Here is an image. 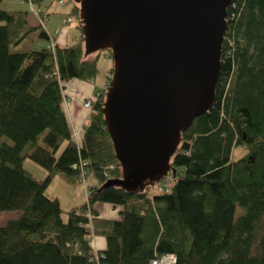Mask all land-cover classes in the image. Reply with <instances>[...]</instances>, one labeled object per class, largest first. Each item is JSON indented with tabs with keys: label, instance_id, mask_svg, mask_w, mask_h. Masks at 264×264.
Returning <instances> with one entry per match:
<instances>
[{
	"label": "trees",
	"instance_id": "obj_1",
	"mask_svg": "<svg viewBox=\"0 0 264 264\" xmlns=\"http://www.w3.org/2000/svg\"><path fill=\"white\" fill-rule=\"evenodd\" d=\"M68 1L75 41L24 50L9 46L35 27L20 29L21 11L0 6V211L19 212L0 224V264H148L167 253L172 264H264V0L230 1L213 103L181 131L173 172L134 194L97 189L120 175L100 111L104 87L89 99L78 140L62 105L63 81L91 80L99 53L110 57L83 53ZM238 144L245 150L231 158ZM25 156L43 177L23 166ZM89 173L96 183L63 216L45 187L56 174L74 183ZM98 200L117 204L120 217L99 216ZM95 234L103 249L92 246Z\"/></svg>",
	"mask_w": 264,
	"mask_h": 264
},
{
	"label": "water",
	"instance_id": "obj_2",
	"mask_svg": "<svg viewBox=\"0 0 264 264\" xmlns=\"http://www.w3.org/2000/svg\"><path fill=\"white\" fill-rule=\"evenodd\" d=\"M83 53L109 50L100 111L118 161L114 185L134 194L173 172L181 131L213 103L231 0H71Z\"/></svg>",
	"mask_w": 264,
	"mask_h": 264
},
{
	"label": "rangeland",
	"instance_id": "obj_3",
	"mask_svg": "<svg viewBox=\"0 0 264 264\" xmlns=\"http://www.w3.org/2000/svg\"><path fill=\"white\" fill-rule=\"evenodd\" d=\"M67 2L70 3V1L68 0ZM0 6L3 8H11V7L21 8L19 6H22V4L18 5L17 1L13 2L12 0H2ZM43 44H48L46 39L42 37H37V41H35V38L32 39L30 36H27L24 38V40H22V42H19L15 45H10L9 50H24L25 48H39L43 46ZM99 59L100 58H98L97 63L100 61ZM110 63H111V59H110ZM98 72L99 70L97 69V73ZM78 82L91 83V80H82L76 77H71L63 81L62 94H63V106L65 108L68 105L69 107H71L73 104H76V102L81 104L82 99L85 96V93L80 89ZM76 84L78 86H76ZM91 96L94 98L93 92ZM88 110L89 108H86V113ZM77 129L78 132L75 138L79 139L82 131V126L80 125ZM62 147H63V143L58 148L57 153L61 150ZM244 150L245 148L243 145L240 144L235 145L231 149V153H230L231 158H236L240 156L244 152ZM22 164L27 170H29L37 177H43L45 174V169L27 156L23 158ZM95 183H96L95 178L90 173L86 174L82 180L74 183H69L64 178H62L61 175L56 174L49 181V183L45 187L44 192L49 197H57L60 207L63 210L62 215L64 216L65 210H67L71 206L80 204L85 200L86 189L89 186L94 185ZM70 204L73 205L70 206ZM93 207L97 210L99 216L101 217L111 218V219L120 217V214L118 212L120 207L117 204L113 205L109 202L98 200L93 203ZM240 211H241L240 206L236 205L235 213L237 214ZM18 213L19 212L17 210L0 211V224H2L8 218L16 217ZM95 239H96V244H98L97 249H103L105 247L104 236L95 234L93 237H91L90 242L94 248H96L94 243Z\"/></svg>",
	"mask_w": 264,
	"mask_h": 264
},
{
	"label": "crops",
	"instance_id": "obj_4",
	"mask_svg": "<svg viewBox=\"0 0 264 264\" xmlns=\"http://www.w3.org/2000/svg\"><path fill=\"white\" fill-rule=\"evenodd\" d=\"M12 1H17L18 5L22 4V6H19L21 8L11 7L6 9H15L21 11V18L18 20L19 23L17 25L20 27V29H22L25 25L34 26V30L29 32L27 36H30L32 39L35 38V41H37V37H41L39 36V31L41 29L49 35L48 39L42 37L47 40L48 44L50 41L60 45L67 43L69 44L75 41L77 38L79 30L77 28L75 19L70 14L71 3L65 0H39L38 2H30V0ZM68 15H70L71 20L64 21V18ZM24 38L22 40H24ZM22 40L20 42H22ZM44 45L47 44H43V46ZM98 58H100V61L98 63L96 61V66L99 72L96 73V75L91 79L92 85L91 83L78 82L80 89L85 93L81 104L76 102V104H73L71 107H69V105L66 108L63 106L74 133V137L78 132L77 128L80 125L82 126V124L85 122L84 118H86L87 107L83 105V101L90 99L92 97V92L95 93V89L104 87L106 82L105 74L111 66L110 57L105 52H100ZM78 85L76 84V86ZM71 205L73 204H70V206ZM94 243L96 246L95 249H97L98 244H96V239Z\"/></svg>",
	"mask_w": 264,
	"mask_h": 264
},
{
	"label": "built area",
	"instance_id": "obj_5",
	"mask_svg": "<svg viewBox=\"0 0 264 264\" xmlns=\"http://www.w3.org/2000/svg\"><path fill=\"white\" fill-rule=\"evenodd\" d=\"M70 20H71L70 16H66L64 18V21H70ZM106 76L109 77L110 72H106ZM83 105L88 107L90 105V100L89 99L84 100ZM173 261H174V256L171 253H167V254L160 255L158 257H153L152 259H150L148 264H172Z\"/></svg>",
	"mask_w": 264,
	"mask_h": 264
}]
</instances>
